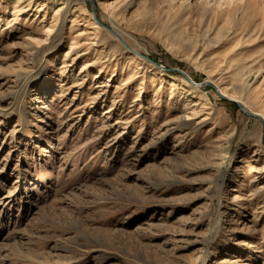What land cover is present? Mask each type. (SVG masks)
Returning <instances> with one entry per match:
<instances>
[{
	"label": "rangeland",
	"instance_id": "rangeland-1",
	"mask_svg": "<svg viewBox=\"0 0 264 264\" xmlns=\"http://www.w3.org/2000/svg\"><path fill=\"white\" fill-rule=\"evenodd\" d=\"M0 264H264V0H0Z\"/></svg>",
	"mask_w": 264,
	"mask_h": 264
},
{
	"label": "bare ground",
	"instance_id": "bare-ground-1",
	"mask_svg": "<svg viewBox=\"0 0 264 264\" xmlns=\"http://www.w3.org/2000/svg\"><path fill=\"white\" fill-rule=\"evenodd\" d=\"M20 1H21V0H20ZM56 3H57V2H56ZM108 8H109V6H108ZM62 9H63V8H62ZM59 12H61V9H58V10L56 11V13H59ZM243 70H244V69H239V70H237V72L234 74L235 77H238V78L241 80V83H242L241 87H242V89L245 88V85H246V83H247L246 80H243V76H245V74H243ZM129 74H130V73H129ZM135 79H136V74L130 76L128 80H129L130 82H132V81H134ZM218 88H219V91H220L224 96L230 98L231 100H234V99L236 100V99L238 98V97L235 98L234 95H229L227 92L223 91L220 87H218ZM195 89H197V88H195ZM237 100H238L239 102H241V101H242V98L239 97Z\"/></svg>",
	"mask_w": 264,
	"mask_h": 264
}]
</instances>
